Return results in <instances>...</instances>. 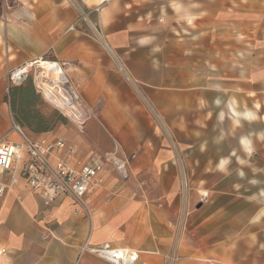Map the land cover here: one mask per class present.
<instances>
[{
	"label": "crops",
	"instance_id": "1",
	"mask_svg": "<svg viewBox=\"0 0 264 264\" xmlns=\"http://www.w3.org/2000/svg\"><path fill=\"white\" fill-rule=\"evenodd\" d=\"M73 1L12 0L11 8L0 16V136L10 127L5 115L10 106L4 101L9 71L51 56L65 64L63 69L89 111L78 139V158L84 162L99 157L117 144L134 175L117 182L105 167V183L96 194L85 195V209L70 196H59L46 206L21 186L8 190L0 198V248L7 249L0 264H110L80 253L79 246L86 242L136 249L135 264H264V238L258 239L264 229L251 230L242 210L219 204L217 196L208 202L209 194L202 207L186 209L181 155L183 147L192 145L157 134L137 86L95 58L96 43L104 39L126 63L134 62L125 65L127 71L142 67L138 31L142 17L157 14L156 0ZM179 4L183 10L187 3ZM77 10H98L95 24L101 26L100 35L73 31L81 25L74 21ZM18 190L21 202L15 198ZM48 232L52 237L44 238Z\"/></svg>",
	"mask_w": 264,
	"mask_h": 264
},
{
	"label": "rangeland",
	"instance_id": "2",
	"mask_svg": "<svg viewBox=\"0 0 264 264\" xmlns=\"http://www.w3.org/2000/svg\"><path fill=\"white\" fill-rule=\"evenodd\" d=\"M182 1L188 10L185 4L182 10L179 0H156L157 14L142 17L137 45L143 48L142 67L127 71L125 65L134 62L126 63L104 39L96 43L95 58L137 86L157 134L192 145L183 147L181 155L186 209L202 207L204 195L209 194L208 202L217 196L219 204L242 210L251 230L264 229V0ZM97 13L77 10L74 21L81 25L73 31L100 35ZM176 45L185 49H173ZM31 71L27 79L39 95V119L48 130L20 127L30 139L61 137L81 156L78 139L84 127L79 131L72 117L44 96L40 68ZM69 86L75 91L71 82ZM82 106L87 110L83 101ZM5 115L9 127L11 109ZM37 120L29 119L32 126ZM144 121L142 117V125ZM108 168L117 182L134 175L127 167L121 172ZM263 238L258 236L260 242Z\"/></svg>",
	"mask_w": 264,
	"mask_h": 264
},
{
	"label": "built area",
	"instance_id": "3",
	"mask_svg": "<svg viewBox=\"0 0 264 264\" xmlns=\"http://www.w3.org/2000/svg\"><path fill=\"white\" fill-rule=\"evenodd\" d=\"M11 1L0 0V16L4 17L6 11L11 8ZM43 60L46 59L37 57L11 69L8 74V89L9 86L20 85L32 72V67H38ZM52 61L62 69L65 66L56 60ZM66 82L70 84L69 78ZM75 99L81 107L77 94ZM81 108L82 112L78 115L68 112L67 114L77 124L79 131L83 132L84 123L90 116L83 106ZM10 118L12 121L9 129L6 134L0 136V198L8 190L21 186L26 193L37 194L46 206L59 196H70L77 207L84 208L85 195L96 194L103 187L105 167L112 166L119 172L126 169L128 161L121 157L117 144L99 157L93 156L81 162L77 149L66 143L63 138L53 136L30 139L11 115ZM15 194L16 200L21 202L23 196L19 190ZM47 237H52V233L44 235V238ZM79 252H88L110 264H135L139 258L136 249L116 248L109 243L91 245L86 242L79 246ZM6 253L7 249L0 248V257H4Z\"/></svg>",
	"mask_w": 264,
	"mask_h": 264
},
{
	"label": "bare ground",
	"instance_id": "4",
	"mask_svg": "<svg viewBox=\"0 0 264 264\" xmlns=\"http://www.w3.org/2000/svg\"><path fill=\"white\" fill-rule=\"evenodd\" d=\"M105 47L109 49L107 44H105ZM38 67L40 68L39 75L42 79L46 80V82L43 81L39 84L44 96L62 108L66 113H73L75 115L81 113L82 108L79 107L78 101L75 99L76 93L69 86L70 84L66 82L68 78L62 67L54 64L52 60H43Z\"/></svg>",
	"mask_w": 264,
	"mask_h": 264
},
{
	"label": "trees",
	"instance_id": "5",
	"mask_svg": "<svg viewBox=\"0 0 264 264\" xmlns=\"http://www.w3.org/2000/svg\"><path fill=\"white\" fill-rule=\"evenodd\" d=\"M38 100L39 95L29 78L18 86H9L8 92L4 97V101L10 106L12 118H14L19 127L23 125L34 132H46L48 130L47 125L42 123V119H39ZM31 118L38 119L35 126H32L29 121Z\"/></svg>",
	"mask_w": 264,
	"mask_h": 264
},
{
	"label": "clouds",
	"instance_id": "6",
	"mask_svg": "<svg viewBox=\"0 0 264 264\" xmlns=\"http://www.w3.org/2000/svg\"><path fill=\"white\" fill-rule=\"evenodd\" d=\"M223 163H226V161H225V162H222V164H223Z\"/></svg>",
	"mask_w": 264,
	"mask_h": 264
}]
</instances>
